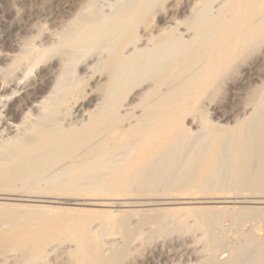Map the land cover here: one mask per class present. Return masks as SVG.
Instances as JSON below:
<instances>
[{"label": "bare ground", "instance_id": "obj_1", "mask_svg": "<svg viewBox=\"0 0 264 264\" xmlns=\"http://www.w3.org/2000/svg\"><path fill=\"white\" fill-rule=\"evenodd\" d=\"M0 264H264V0H0Z\"/></svg>", "mask_w": 264, "mask_h": 264}, {"label": "rangeland", "instance_id": "obj_2", "mask_svg": "<svg viewBox=\"0 0 264 264\" xmlns=\"http://www.w3.org/2000/svg\"><path fill=\"white\" fill-rule=\"evenodd\" d=\"M178 234V233H177ZM174 236H176V235H174Z\"/></svg>", "mask_w": 264, "mask_h": 264}]
</instances>
